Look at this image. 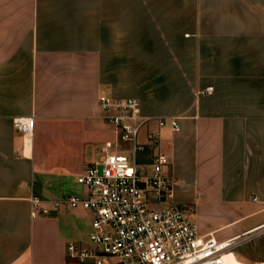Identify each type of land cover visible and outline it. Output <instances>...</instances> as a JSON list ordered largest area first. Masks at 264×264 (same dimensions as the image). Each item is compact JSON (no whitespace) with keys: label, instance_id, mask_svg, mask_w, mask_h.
Returning <instances> with one entry per match:
<instances>
[{"label":"crops","instance_id":"1","mask_svg":"<svg viewBox=\"0 0 264 264\" xmlns=\"http://www.w3.org/2000/svg\"><path fill=\"white\" fill-rule=\"evenodd\" d=\"M243 55L264 57V0H0V264H80L93 213L53 202L87 195L77 178L116 138L102 93L139 100L143 149H120L143 175L167 157L163 205L234 240L229 264H264V67L237 79Z\"/></svg>","mask_w":264,"mask_h":264},{"label":"built area","instance_id":"2","mask_svg":"<svg viewBox=\"0 0 264 264\" xmlns=\"http://www.w3.org/2000/svg\"><path fill=\"white\" fill-rule=\"evenodd\" d=\"M212 90L207 88L208 93ZM99 105L116 138L105 144L104 157L86 165L77 178L87 195L53 202L56 207H81L94 216L88 244H69V257L80 264H225V255L237 245L234 240L220 242L200 235L183 208L163 205L172 199L175 184L164 173L167 157L156 155L151 172L143 175L133 157L120 149L127 142L133 144V154L143 149L138 143L145 124L139 100L102 93ZM164 124L161 120L160 125ZM172 126L180 131L175 119ZM14 127L32 134L35 119H16ZM42 202L32 199L33 216ZM41 212L47 215L49 209L41 208Z\"/></svg>","mask_w":264,"mask_h":264},{"label":"rangeland","instance_id":"3","mask_svg":"<svg viewBox=\"0 0 264 264\" xmlns=\"http://www.w3.org/2000/svg\"><path fill=\"white\" fill-rule=\"evenodd\" d=\"M246 43H248V41ZM255 43H257V41H254V45L256 47H259V45H256ZM263 59L264 57L259 56V55H243V56L237 57V63L235 64L237 68V76H238L237 79H240L239 75H241V79L250 78L249 80H246L248 85H250V82L252 81H259L261 74H262L260 69L264 67L262 63ZM225 83H228V82H225ZM242 83H245V81ZM194 90L195 92L197 91L196 89ZM222 90H223L222 95H225V96H228L229 94H235L234 91L233 93L231 92V90L233 89L230 90L228 87H225ZM259 90L260 89L257 87L237 89V91H242V94H246V95H254L256 93L259 94ZM237 94H240V93L238 92ZM176 105L182 106L183 104H176Z\"/></svg>","mask_w":264,"mask_h":264},{"label":"bare ground","instance_id":"4","mask_svg":"<svg viewBox=\"0 0 264 264\" xmlns=\"http://www.w3.org/2000/svg\"><path fill=\"white\" fill-rule=\"evenodd\" d=\"M228 255H229V254H226V255H225V258H224V260H225V264H229Z\"/></svg>","mask_w":264,"mask_h":264}]
</instances>
